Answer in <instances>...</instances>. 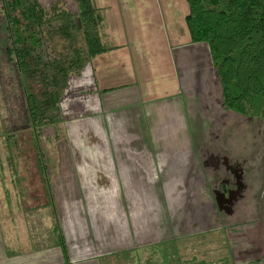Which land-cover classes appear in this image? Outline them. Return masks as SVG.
Listing matches in <instances>:
<instances>
[{
	"label": "crops",
	"instance_id": "obj_1",
	"mask_svg": "<svg viewBox=\"0 0 264 264\" xmlns=\"http://www.w3.org/2000/svg\"><path fill=\"white\" fill-rule=\"evenodd\" d=\"M38 2L76 11L75 0ZM94 2L112 50L68 80L60 137L48 139L57 157L31 145L43 152L34 154L39 208L56 218L57 244L34 231L9 240L16 224L0 216V264H135L156 252L264 264V120L223 109L209 47L191 42L186 0ZM11 176L20 182L13 166ZM13 191L26 210L20 185Z\"/></svg>",
	"mask_w": 264,
	"mask_h": 264
},
{
	"label": "trees",
	"instance_id": "obj_2",
	"mask_svg": "<svg viewBox=\"0 0 264 264\" xmlns=\"http://www.w3.org/2000/svg\"><path fill=\"white\" fill-rule=\"evenodd\" d=\"M186 2L191 42L209 47L223 109L264 120V0ZM75 3L76 11L71 12L63 3L44 8L38 0H0L10 39L7 55L14 56L36 146L43 133L47 140L60 137L61 99L68 80L96 55L112 50L94 0ZM16 137L1 136L2 150L12 166L19 147ZM35 150L36 159L42 160L43 152Z\"/></svg>",
	"mask_w": 264,
	"mask_h": 264
},
{
	"label": "rangeland",
	"instance_id": "obj_3",
	"mask_svg": "<svg viewBox=\"0 0 264 264\" xmlns=\"http://www.w3.org/2000/svg\"><path fill=\"white\" fill-rule=\"evenodd\" d=\"M65 8L70 11L66 6ZM9 46L10 39L7 33L6 23L0 15V121H2L6 132L5 135H3V131L0 132V201L3 202L0 216L6 226L9 227L12 221L14 225L16 224L14 227L15 231L11 229L8 231L9 240L15 237V235L17 236V234H19L21 238L27 239V235L30 234V231H34L36 232L38 241L41 237H45L41 244H49L52 246L57 244V238H59L57 233H55L56 235L53 234V229L56 227L57 220L54 218L49 208H39L45 203V199H43L44 194H42L43 185L39 181V177L34 173V171H38V167L34 160L35 152L31 146L32 132H29L27 129L29 127V121L26 98L22 86L19 83L18 69L13 63L14 56H8L6 54V49ZM25 123H28V125H25ZM44 131L48 133L49 130L45 129ZM8 135L17 136L16 138L19 142V147L15 149L16 157L13 162V167L16 168L19 175L18 179L20 180L17 184L14 183L13 177L11 176L12 163L7 158L8 155L6 152L1 151L3 149L1 136ZM39 138L43 139L40 142L41 148L43 149L45 146V148L49 149L50 154H55V157H57V152L52 150L55 144L52 148L48 146L49 143L46 139V133L41 134ZM15 180H17V177ZM16 185H20L22 193L21 199H24L23 201L26 202V210L20 209V211H18V208H16L17 205H14L13 187ZM5 194H8L7 199L11 202L10 210L8 209ZM9 221L11 222L9 223ZM37 243L36 241L35 244ZM180 256L181 255L176 254L163 256L156 252L151 254L150 259H148L149 257H147V254L142 253L140 255L137 254L134 260H136L135 264H191L185 261L178 262V259L181 260ZM147 260L148 263H146ZM168 260H170V263ZM199 264H218V262L202 261L199 262Z\"/></svg>",
	"mask_w": 264,
	"mask_h": 264
}]
</instances>
